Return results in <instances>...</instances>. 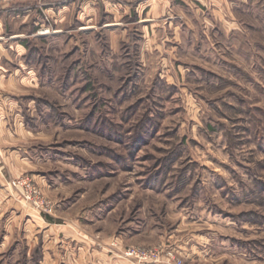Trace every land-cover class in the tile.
<instances>
[{
	"label": "rangeland",
	"instance_id": "374dc122",
	"mask_svg": "<svg viewBox=\"0 0 264 264\" xmlns=\"http://www.w3.org/2000/svg\"><path fill=\"white\" fill-rule=\"evenodd\" d=\"M58 7L64 17L44 19L21 60L14 178L54 211L38 213L8 180L0 239L23 210L136 264L154 263L124 250L155 249V264L169 251L182 264H264V0ZM19 238V257L6 248L0 264H26Z\"/></svg>",
	"mask_w": 264,
	"mask_h": 264
},
{
	"label": "crops",
	"instance_id": "0c3cea01",
	"mask_svg": "<svg viewBox=\"0 0 264 264\" xmlns=\"http://www.w3.org/2000/svg\"><path fill=\"white\" fill-rule=\"evenodd\" d=\"M58 3L59 0H0V194L4 198L9 197L5 187L8 180L21 175L25 169L24 163H21V106H17L21 96V60L25 58L29 39L43 25L44 19L61 20L64 17ZM3 63L15 68H6ZM12 116L14 120L11 122L9 117ZM11 146L14 147L9 150ZM13 221L17 230L12 228L9 234L1 236L0 252L7 248L6 251L12 252L10 257L16 255L18 258L13 244L21 242L20 232L24 230L25 242L21 248L25 250L26 264H33L29 260L38 237L42 240V250L39 255L41 260L37 264H136L114 254L109 255L105 249L96 248L95 245L91 247L90 243L74 235L69 225L65 226L67 229L63 234V225H56L51 219L37 218L23 210L21 217ZM61 242L64 244L58 249L57 243ZM73 242L75 249L68 250L69 243ZM65 246L66 250H63Z\"/></svg>",
	"mask_w": 264,
	"mask_h": 264
},
{
	"label": "built area",
	"instance_id": "2783aa9c",
	"mask_svg": "<svg viewBox=\"0 0 264 264\" xmlns=\"http://www.w3.org/2000/svg\"><path fill=\"white\" fill-rule=\"evenodd\" d=\"M45 22L49 23V20L45 18ZM49 26V25H48ZM45 32H49V28L43 29ZM40 33V30L38 31ZM9 185L12 188H15L20 191L21 196L24 201L29 203L34 210L38 213L43 214H51L54 211V206L51 201L47 200L41 190L33 184L32 180L28 176H21L17 179H13L9 181ZM124 256L136 260L138 262H151V263H159L158 252L155 249H140L135 247H129L124 250ZM166 263L171 264H182L180 260H178L173 252L166 253Z\"/></svg>",
	"mask_w": 264,
	"mask_h": 264
}]
</instances>
